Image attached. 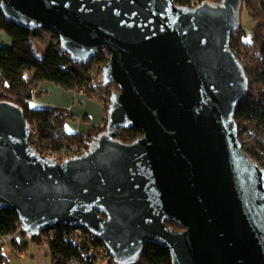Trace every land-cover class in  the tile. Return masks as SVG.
<instances>
[{"label": "water", "instance_id": "water-1", "mask_svg": "<svg viewBox=\"0 0 264 264\" xmlns=\"http://www.w3.org/2000/svg\"><path fill=\"white\" fill-rule=\"evenodd\" d=\"M242 5L0 0L7 21L54 33L75 65L106 48L102 83L118 87L104 133L59 164L35 153L22 111L0 101V210L29 238L85 228L114 264H133L146 244L172 264H264V169L241 148L234 115L248 90L230 48ZM135 128V142L115 139Z\"/></svg>", "mask_w": 264, "mask_h": 264}, {"label": "trees", "instance_id": "trees-1", "mask_svg": "<svg viewBox=\"0 0 264 264\" xmlns=\"http://www.w3.org/2000/svg\"><path fill=\"white\" fill-rule=\"evenodd\" d=\"M211 1L217 0H174L175 5L182 8H196ZM242 3L257 26L248 41L242 26L231 34L230 48L239 59L248 81L247 93L234 115L241 148L264 169V0H242ZM0 30L11 39L9 47L0 45V101L14 104L22 111L30 131L36 135L35 146L55 150L69 146L88 149L92 139L102 135L106 128L112 93L109 91L110 85H103L101 74L93 71L92 61L85 66L73 64L69 56L61 52L58 37L54 33L50 32L55 40L44 46L43 54L39 57L33 40L38 31L29 32L18 27L7 21L1 11ZM44 83L53 84L66 92H80L88 99L101 102L104 115L101 124L90 128L86 134L77 135L66 131L65 125L71 119L69 114L50 108L31 109L29 101L43 94L39 87ZM141 136L142 132L135 128L125 130L115 139L123 144H131ZM29 145L36 150L31 141ZM166 226L174 231L182 230L174 221L166 222ZM8 234L27 237L21 229L17 213L0 210V238ZM29 239L39 244V236ZM50 245V263L66 264L67 259L77 254L76 248L61 238L53 240ZM3 246L0 243V264L6 260ZM11 246L21 252L26 247L19 244L18 239ZM133 264L172 262L169 251L154 244H146L141 247Z\"/></svg>", "mask_w": 264, "mask_h": 264}, {"label": "built area", "instance_id": "built-area-1", "mask_svg": "<svg viewBox=\"0 0 264 264\" xmlns=\"http://www.w3.org/2000/svg\"><path fill=\"white\" fill-rule=\"evenodd\" d=\"M110 51L106 48L98 50L97 55L91 60L93 65V71L101 74L103 68L110 61ZM90 61V62H91ZM110 92H116L114 84L110 85ZM65 115L69 114V111H63ZM29 142L36 148L35 153L39 156L49 159L52 162L59 164L69 159L80 157L87 149L84 147L69 146L63 147L58 150L47 148L41 149L35 146L36 135L34 132L29 133ZM39 245H43L48 248L51 247V242L57 238L63 239V241L71 244L76 248L77 254L67 259L66 264H114L113 258L109 253L106 246L94 235L88 232L85 228L78 226H50L39 232ZM17 235L8 234L5 237L0 238V243L10 244L17 241ZM14 254L18 257H22L23 253L19 249H13ZM111 262V263H110ZM3 264H9L7 260L3 261ZM51 264H57L55 261Z\"/></svg>", "mask_w": 264, "mask_h": 264}, {"label": "crops", "instance_id": "crops-1", "mask_svg": "<svg viewBox=\"0 0 264 264\" xmlns=\"http://www.w3.org/2000/svg\"><path fill=\"white\" fill-rule=\"evenodd\" d=\"M11 39L2 30H0V45L10 46ZM43 94L39 97H33L29 102L31 109L50 108L59 111H69L70 120L65 125L66 131L73 134H86L90 128L101 124L103 119V109L101 102L88 99L83 93H74L64 91L50 83H44L39 87ZM17 257V256H16ZM17 263L14 264H40L35 260L25 261L24 254ZM9 264L8 259H6ZM51 264V263H50Z\"/></svg>", "mask_w": 264, "mask_h": 264}, {"label": "rangeland", "instance_id": "rangeland-1", "mask_svg": "<svg viewBox=\"0 0 264 264\" xmlns=\"http://www.w3.org/2000/svg\"><path fill=\"white\" fill-rule=\"evenodd\" d=\"M221 2V0L217 1H211V4L218 5ZM240 26H242V29L245 32L246 40H250L251 35L253 34V31L256 28V22L252 19H250L249 15L246 12V9L244 7L241 8L240 11ZM33 40L35 42V45L37 47V55L40 57L43 54L44 46L47 45L48 42H53L55 39L53 37V34L50 33V31L42 29L37 32V34H34ZM11 45V44H9ZM9 47V46H7ZM19 244L25 245L24 257L26 258L25 261L21 262H28L29 260H35V262L40 264H50V256L48 248L36 244L32 242L29 237H23L21 235L17 236ZM3 255L6 259L9 260L11 264L17 263L20 258L16 257V254L13 252V247L9 242H6V244L3 246Z\"/></svg>", "mask_w": 264, "mask_h": 264}]
</instances>
